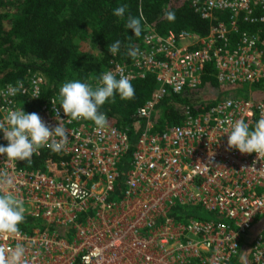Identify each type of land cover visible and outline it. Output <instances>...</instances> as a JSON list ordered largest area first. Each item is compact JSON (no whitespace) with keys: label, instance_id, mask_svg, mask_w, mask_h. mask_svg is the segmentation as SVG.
I'll list each match as a JSON object with an SVG mask.
<instances>
[{"label":"built area","instance_id":"1","mask_svg":"<svg viewBox=\"0 0 264 264\" xmlns=\"http://www.w3.org/2000/svg\"><path fill=\"white\" fill-rule=\"evenodd\" d=\"M187 2L201 19L223 12L225 20L202 35L159 34L144 23L137 55L119 62L112 54L101 73L153 78L154 89L133 114L143 125L132 145L127 124L107 118L98 131L91 121L65 116L61 85H47L38 72L18 79L24 89L15 96L3 93L18 80L0 84V119L23 108L55 127L58 111L68 134L62 152L41 148L31 164L0 155L10 180L0 193L10 191L24 202L25 216L43 225L15 238L0 235V247L25 249L23 264H229L264 214V158L227 145L231 122L255 125L264 101L225 93L207 108L184 107L180 123L153 129L162 97L195 91L206 64L219 86L264 87V0ZM7 143L0 132V146ZM170 209L179 218L168 216ZM247 239L244 264H264V228Z\"/></svg>","mask_w":264,"mask_h":264},{"label":"trees","instance_id":"2","mask_svg":"<svg viewBox=\"0 0 264 264\" xmlns=\"http://www.w3.org/2000/svg\"><path fill=\"white\" fill-rule=\"evenodd\" d=\"M121 5H127L124 18L113 14ZM0 8L9 10L8 15L0 13V84L13 82L35 71L44 77L47 85L79 80L95 87L112 55L108 46L119 40L120 49L114 56L119 62H128L129 51L143 36L144 23L159 34L188 30L202 35L216 21L225 20L223 12H215V20L201 19L187 0H0ZM169 10L175 13L174 22L165 19L164 13ZM129 15L144 17L139 37L125 27ZM86 31L93 36L100 51L97 61L88 53L76 51L73 45L72 38L77 34L84 35ZM130 82L135 89L134 99L121 100L117 94L114 103L106 102L99 111L114 125L129 126L132 145L143 125L141 120L134 118V111L149 97L154 83L150 74ZM202 88L218 89L219 93L225 89L216 84L208 64L195 91ZM195 91L165 94L156 105L153 129L161 131L166 126L180 123L184 107L194 112L200 107L207 108L216 100L201 101ZM130 150L131 146L121 161V170L125 168ZM176 213V209H170L167 215L179 218ZM42 227L39 220L29 216H25V222L20 226L26 232ZM229 264H244V261L234 257Z\"/></svg>","mask_w":264,"mask_h":264},{"label":"clouds","instance_id":"3","mask_svg":"<svg viewBox=\"0 0 264 264\" xmlns=\"http://www.w3.org/2000/svg\"><path fill=\"white\" fill-rule=\"evenodd\" d=\"M127 5H121L114 9L116 17L124 18ZM165 19L175 21V13L166 11ZM144 17L129 15L125 27L132 30L137 37L141 35V21ZM121 42L115 41L108 46V51L115 55L120 49ZM136 49L129 51L128 55L135 57ZM24 89L22 81H16L15 85L8 84L6 96H15ZM121 100H132L135 89L128 76L120 73L119 79L112 71H107L99 78V83L93 87L79 80L66 81L59 89L60 107L65 116L71 120L91 121L98 131L107 126L106 114L99 111L106 102L114 103L116 95ZM57 126L46 125L41 117L33 113H25L23 108L11 110L6 117L0 119V132L8 142L7 146H0V155H4L9 161L32 163L34 154H38L41 148L47 147L54 153L62 152L68 142V134L63 126L60 113L55 112ZM231 130L228 133L227 145L229 149L235 148L241 154L255 153L257 159L264 158V118L259 119L255 125L250 126L244 119L231 122ZM255 160L253 164H255ZM0 183H10L8 173L0 171ZM26 208L24 202L14 196L10 191L0 193V235L15 238L19 235L20 226L25 222ZM25 249L17 245L14 249L0 247V264H23Z\"/></svg>","mask_w":264,"mask_h":264},{"label":"rangeland","instance_id":"4","mask_svg":"<svg viewBox=\"0 0 264 264\" xmlns=\"http://www.w3.org/2000/svg\"><path fill=\"white\" fill-rule=\"evenodd\" d=\"M9 10L7 8H0V13L8 15ZM73 45L78 52L88 53L94 61H97L100 56V51L95 44L94 38L89 31H86L84 35H75L72 38ZM92 78V73H91ZM89 78V80L91 79ZM91 85V83L89 82ZM224 91L219 93L218 89L208 90L207 88H202L198 91H195L196 96L199 97L201 101H209L212 99H218L223 96L225 93H232L235 98H250V100H261L264 101V87L262 86H247L245 84H233L230 86L224 87ZM228 92V93H227ZM194 103V102H193ZM264 228V214L256 217L254 223L247 230L246 236L242 240L243 246L238 251L236 259L239 261H245V258L248 255V249L244 246L246 245V240L248 237L254 236L257 232L261 231Z\"/></svg>","mask_w":264,"mask_h":264}]
</instances>
